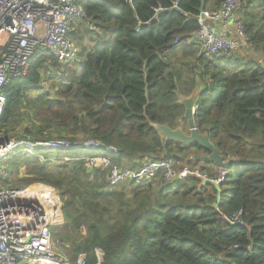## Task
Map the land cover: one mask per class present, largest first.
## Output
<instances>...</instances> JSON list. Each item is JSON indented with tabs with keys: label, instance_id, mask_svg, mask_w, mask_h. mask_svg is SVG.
<instances>
[{
	"label": "trees",
	"instance_id": "1",
	"mask_svg": "<svg viewBox=\"0 0 264 264\" xmlns=\"http://www.w3.org/2000/svg\"><path fill=\"white\" fill-rule=\"evenodd\" d=\"M222 1L77 0L86 31L71 33L75 59L60 63L39 46L27 75L5 86L0 129L7 138L92 140L116 149L20 148L0 177L6 187L53 189L65 226L86 230L75 253L83 251L87 264H264V0H245L241 9L249 54L211 59L191 39L200 13ZM191 97L199 132L237 160L222 185L199 187L188 178L110 187L105 172L87 169L82 160L93 155L135 170L153 158L169 156L182 167L181 155H207L152 127L188 133L182 100ZM239 211L242 225L229 223ZM225 253L230 262L220 259Z\"/></svg>",
	"mask_w": 264,
	"mask_h": 264
},
{
	"label": "built area",
	"instance_id": "2",
	"mask_svg": "<svg viewBox=\"0 0 264 264\" xmlns=\"http://www.w3.org/2000/svg\"><path fill=\"white\" fill-rule=\"evenodd\" d=\"M244 3L245 0H223L218 10L200 13V28L191 40L202 56L220 59L251 46L239 16ZM85 17L77 0H0V118L7 105L5 86L11 79L27 75L37 47H44L63 64L75 59L79 49L71 33L76 20ZM207 23H219L226 28L217 32ZM234 24L237 27L236 37L231 32V25ZM176 44H179L178 40L173 43ZM18 148L26 152L49 149L90 152L104 149L107 153L116 152L114 147H104L92 140L75 143L19 141L7 138L0 129V166ZM72 160L65 159L64 162ZM82 161L91 172H105L110 187L156 180L169 184L188 178L200 180L199 187L207 184L219 186L225 182L228 173L218 169L215 174L209 175L198 168H178L169 156L150 159L140 170L123 169L106 156H87ZM48 190L52 192L47 186L15 189L0 185V264H87L85 255L72 261L54 250L52 227L54 221L59 220L60 209L57 198L55 200ZM227 221L242 225L241 211L228 217Z\"/></svg>",
	"mask_w": 264,
	"mask_h": 264
},
{
	"label": "water",
	"instance_id": "3",
	"mask_svg": "<svg viewBox=\"0 0 264 264\" xmlns=\"http://www.w3.org/2000/svg\"><path fill=\"white\" fill-rule=\"evenodd\" d=\"M182 105L185 107L184 119L187 122L188 133L183 128L171 129L168 126L159 124H152V127L160 131L168 142L199 145L207 151V155H195L192 157L193 160L201 163H212L218 169L228 172L231 165L236 164L237 160L236 158L228 159L226 156L221 155L217 148L210 142L209 136L199 132L194 118L196 111L195 97L183 99ZM230 255L231 253H225L220 256V259L224 262H230L227 260V257Z\"/></svg>",
	"mask_w": 264,
	"mask_h": 264
},
{
	"label": "rangeland",
	"instance_id": "4",
	"mask_svg": "<svg viewBox=\"0 0 264 264\" xmlns=\"http://www.w3.org/2000/svg\"><path fill=\"white\" fill-rule=\"evenodd\" d=\"M239 16L242 17L241 12L239 13ZM81 23L82 22L80 20H78V19L76 20V23L73 26V31L75 33V34L73 33L74 36L77 35V32H80L81 33V32H83L85 30L84 29V26L81 25ZM232 30L234 31V33L237 31V27H236L235 24L232 25ZM74 36L72 37L73 38V42L76 43L75 40H74L75 39ZM238 53L240 55V53H244V52H242V50H241ZM238 53H236V54H238ZM241 57L242 56H240V58ZM243 62H248V60L247 59H244ZM83 63H84V58H79L78 59V64H79L80 68L83 66ZM14 140H16V139H14ZM19 141H26V142H28L27 140H24V139L19 140ZM18 149H20V148H18ZM202 154L203 153H200V155H202ZM173 156H174V154H173ZM181 156L184 157L185 160L187 161V163L184 166H187V167H190V168H198L200 170H203V169L212 170L211 173L215 174L214 170L212 169V168L215 167L214 164L208 163V162L201 163V162H198V161L193 160L192 157H191V161H189L188 157H185L183 155H181ZM175 165L177 167L176 162H175ZM7 169H8V167H7V165H5V160H4L2 162V164H1V166H0V177H6V176H8V170ZM205 173L208 174L209 172L206 171ZM44 186H46V185H43V184H34V185L29 186V188L40 189V188H42ZM48 188H50V187H48ZM51 190H52V192L54 194L50 190H48V191H49L50 194L54 195V198L56 200L57 194L55 193V191L53 189H51ZM58 219L59 220H55L54 221V224H53V227H52V241H53V244H54V250L58 254L65 255L69 259H71L70 256H72L73 253L75 252V250L77 249L76 246L80 247L81 244L84 243V240H85L84 239V236H85L86 230L84 228H82L80 231H77L76 232V231L72 230L73 231L72 232L71 229H69V228H67L65 226V223H64L65 221H64V218L62 217L61 212H60V214L58 216ZM82 252L83 251L78 252V254H75L76 255V258H77V256L79 254H83ZM99 253L101 254V252H99ZM86 260H87V257H86Z\"/></svg>",
	"mask_w": 264,
	"mask_h": 264
},
{
	"label": "crops",
	"instance_id": "5",
	"mask_svg": "<svg viewBox=\"0 0 264 264\" xmlns=\"http://www.w3.org/2000/svg\"><path fill=\"white\" fill-rule=\"evenodd\" d=\"M208 25L207 26H209L210 28H212V29H214L215 31H217V32H221V31H224L225 30V26H223V25H221V24H219V23H215V24H213V23H207ZM231 32H232V36H235L236 37V33H234V31L232 30V25H231ZM247 48L245 47L244 49H242V52H244V53H240V55L241 56H246V55H248L249 53L248 52H246L247 50H246ZM236 55H239V53L238 54H236ZM246 59V58H245ZM213 170H214V172H216V171H218V169H217V167L215 166L214 168H212ZM75 254H78V253H73V255L72 256H70V258H71V260L72 261H75L79 256H81V255H85L86 256V254H79L78 256H77V258H76V255ZM98 258H99V260H101L102 259V253L100 254V253H98Z\"/></svg>",
	"mask_w": 264,
	"mask_h": 264
},
{
	"label": "clouds",
	"instance_id": "6",
	"mask_svg": "<svg viewBox=\"0 0 264 264\" xmlns=\"http://www.w3.org/2000/svg\"><path fill=\"white\" fill-rule=\"evenodd\" d=\"M218 169V168H217ZM202 171V170H201Z\"/></svg>",
	"mask_w": 264,
	"mask_h": 264
}]
</instances>
